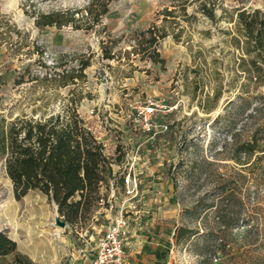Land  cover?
<instances>
[{
  "label": "rangeland",
  "instance_id": "obj_1",
  "mask_svg": "<svg viewBox=\"0 0 264 264\" xmlns=\"http://www.w3.org/2000/svg\"><path fill=\"white\" fill-rule=\"evenodd\" d=\"M182 1L113 0L100 23L76 28L40 27L36 15L86 8L89 0H0V120L49 116L82 96L81 114L120 160L114 170L130 167L136 153L143 180L135 198L116 189L112 212L99 207L76 225L66 222L59 240L57 204L40 190L17 199L0 154V230L36 263L89 261L123 208L137 231L152 237L146 244L155 246L156 264H207L202 252L220 243L229 252L226 264H264V85L247 78L239 64L248 54L236 43L238 9L264 12V0H193L187 16ZM203 1H215L216 20L199 10ZM167 7L176 9L165 19ZM152 25L168 31L157 44L164 63L132 52L136 33ZM105 47L116 57L104 58ZM81 59L90 60L86 77L64 85L56 73ZM149 100L157 102L155 122L168 126L155 138L139 115ZM232 134L256 145L242 161L234 158ZM221 174L231 180L226 187ZM182 226L197 233L178 242Z\"/></svg>",
  "mask_w": 264,
  "mask_h": 264
},
{
  "label": "trees",
  "instance_id": "obj_2",
  "mask_svg": "<svg viewBox=\"0 0 264 264\" xmlns=\"http://www.w3.org/2000/svg\"><path fill=\"white\" fill-rule=\"evenodd\" d=\"M113 0H89L86 8L54 10L39 12L36 24L40 27L48 25L72 24L76 28L84 27V22H90L87 28L100 23L109 11ZM193 0H183L181 7L187 16V7ZM215 1L211 5L203 1L199 10L216 20ZM175 7V6H174ZM176 8L167 7L164 10L165 19L174 16ZM189 19V16L187 17ZM178 24V21H174ZM236 25L241 32L237 45L241 46L248 56H242L240 67L247 72V78L256 86L264 85V12L261 9L248 11L238 9ZM168 35L167 30L161 31L156 25L141 30L135 35L136 45L132 52L141 54L142 58H150L155 62H165L157 48L161 38ZM103 57H116L112 47H105ZM90 60L81 59L79 67L65 68L56 75L63 80L64 85L76 83L77 78L86 77L85 69ZM248 85L242 84V89ZM218 95V94H217ZM82 96L69 98L62 111L39 117L17 115L14 119L0 120V154L5 157V166L12 180L17 199L22 198L31 190H40L57 204L60 217L71 225L92 216L100 207L101 188L104 185L105 195L110 192V181L114 180L116 189L124 188L122 172L115 171L113 164L120 162L116 157L105 152L104 142L91 128L86 118L79 110ZM231 100L230 102H233ZM246 102L241 107L247 105ZM205 108V105H204ZM231 138L236 141L234 158L242 161L243 155L250 156L256 145L254 141L237 142L236 134ZM223 187L231 180L221 174ZM230 192L228 196H232ZM197 233L194 228L182 226L177 229V241L190 239ZM12 254V258L6 257ZM221 254V255H220ZM229 252L224 243L202 252V260L207 264H226ZM0 264H38L29 255L18 249V243L6 232L0 230Z\"/></svg>",
  "mask_w": 264,
  "mask_h": 264
},
{
  "label": "built area",
  "instance_id": "obj_3",
  "mask_svg": "<svg viewBox=\"0 0 264 264\" xmlns=\"http://www.w3.org/2000/svg\"><path fill=\"white\" fill-rule=\"evenodd\" d=\"M157 111V102L155 100H149L140 110V120L143 127L149 134L155 138L161 128L168 127L167 125L160 126L154 120V116ZM98 138L104 142L105 152L109 156H113L114 153L108 148V143L103 137ZM132 164L130 167H125L122 172V179L124 185V191L129 198H135L139 195L142 178L140 172L134 169V164L137 161V154L129 156ZM110 192L105 195V186L101 188L102 197L100 199V207L106 211H113L115 209L116 202V187L114 180L110 181ZM56 223V222H55ZM57 225V224H56ZM58 226V225H57ZM67 226V225H66ZM65 226V227H66ZM59 230L56 232V236H62L63 227L58 226ZM133 228V218L130 215L123 212V208L116 211L109 224L102 230L95 243L94 253L89 256V264H127L129 260V248L128 243L131 237ZM85 249H80V252H84Z\"/></svg>",
  "mask_w": 264,
  "mask_h": 264
},
{
  "label": "crops",
  "instance_id": "obj_4",
  "mask_svg": "<svg viewBox=\"0 0 264 264\" xmlns=\"http://www.w3.org/2000/svg\"><path fill=\"white\" fill-rule=\"evenodd\" d=\"M56 238L62 240L63 236H55V239ZM151 239L152 237L150 235L138 232L133 222L131 237L128 243L130 256L127 264H156V259L154 258L156 256V248L155 246L146 244L148 241H151ZM73 255H75V253ZM73 264H89V261L85 259L84 261H76Z\"/></svg>",
  "mask_w": 264,
  "mask_h": 264
},
{
  "label": "water",
  "instance_id": "obj_5",
  "mask_svg": "<svg viewBox=\"0 0 264 264\" xmlns=\"http://www.w3.org/2000/svg\"><path fill=\"white\" fill-rule=\"evenodd\" d=\"M58 208V207H57ZM56 224L58 225V226H61V227H65L66 225H67V223H66V221L65 220H63L61 217H60V215H57V217H56Z\"/></svg>",
  "mask_w": 264,
  "mask_h": 264
}]
</instances>
